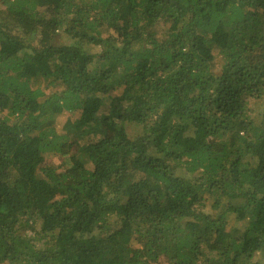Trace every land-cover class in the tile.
Segmentation results:
<instances>
[{
  "label": "trees",
  "instance_id": "16d2710c",
  "mask_svg": "<svg viewBox=\"0 0 264 264\" xmlns=\"http://www.w3.org/2000/svg\"><path fill=\"white\" fill-rule=\"evenodd\" d=\"M163 257L264 264V0H0V264Z\"/></svg>",
  "mask_w": 264,
  "mask_h": 264
},
{
  "label": "rangeland",
  "instance_id": "374dc122",
  "mask_svg": "<svg viewBox=\"0 0 264 264\" xmlns=\"http://www.w3.org/2000/svg\"><path fill=\"white\" fill-rule=\"evenodd\" d=\"M60 41L62 43H64L65 37H61ZM218 63L220 64L221 61H218ZM43 89L45 90V92L47 94H52L54 92H59L61 91L63 88L61 86H47L46 84H42ZM254 102L252 104V107H254L255 109H257L259 107V103ZM256 111L251 115V116H255ZM77 115L76 113H67L66 115H61L58 119H57V123H56V129L58 131V133L60 134H67L69 133L67 131V126L69 123L71 122H75L77 120ZM63 159L59 156H54L53 154H48L45 157V163H49V164H53L55 166L60 165L62 163ZM26 234V233H25ZM28 235H30V233H27ZM133 242V241H132ZM134 243V242H133ZM132 243V244H133ZM166 258H161L160 264H167ZM257 259L260 260V256H257Z\"/></svg>",
  "mask_w": 264,
  "mask_h": 264
}]
</instances>
